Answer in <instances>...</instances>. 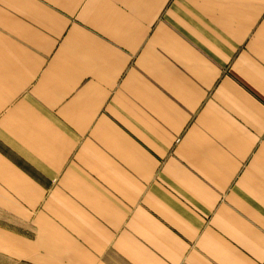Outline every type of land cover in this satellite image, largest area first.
<instances>
[{"label":"crops","instance_id":"crops-1","mask_svg":"<svg viewBox=\"0 0 264 264\" xmlns=\"http://www.w3.org/2000/svg\"><path fill=\"white\" fill-rule=\"evenodd\" d=\"M0 264H264V0H0Z\"/></svg>","mask_w":264,"mask_h":264}]
</instances>
